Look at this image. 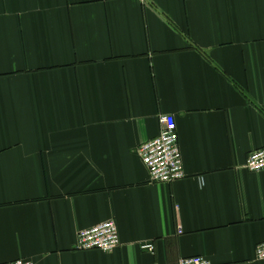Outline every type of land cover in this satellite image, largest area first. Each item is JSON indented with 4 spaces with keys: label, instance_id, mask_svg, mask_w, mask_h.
I'll return each instance as SVG.
<instances>
[{
    "label": "crops",
    "instance_id": "1",
    "mask_svg": "<svg viewBox=\"0 0 264 264\" xmlns=\"http://www.w3.org/2000/svg\"><path fill=\"white\" fill-rule=\"evenodd\" d=\"M167 114L185 177L156 183ZM262 147L264 0H0V264H264Z\"/></svg>",
    "mask_w": 264,
    "mask_h": 264
},
{
    "label": "built area",
    "instance_id": "2",
    "mask_svg": "<svg viewBox=\"0 0 264 264\" xmlns=\"http://www.w3.org/2000/svg\"><path fill=\"white\" fill-rule=\"evenodd\" d=\"M159 122L161 132L155 138L139 145L138 153L153 182L171 183L185 177L179 134L173 115H161ZM248 155L245 167L256 173L264 171V147L251 151ZM120 244L118 225L113 219L88 227L78 234V248L81 250L99 249L111 252ZM141 247L148 251L155 250V245L151 242L143 243ZM256 255L258 259L264 260V241L256 246ZM2 264L35 263L32 260L16 259ZM179 264L213 263L202 255H193L182 257Z\"/></svg>",
    "mask_w": 264,
    "mask_h": 264
}]
</instances>
